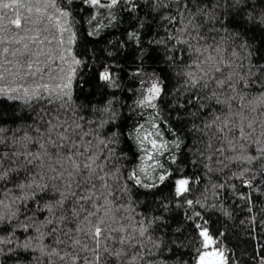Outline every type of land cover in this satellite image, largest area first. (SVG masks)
I'll use <instances>...</instances> for the list:
<instances>
[{"label":"snow or ice","instance_id":"obj_1","mask_svg":"<svg viewBox=\"0 0 264 264\" xmlns=\"http://www.w3.org/2000/svg\"><path fill=\"white\" fill-rule=\"evenodd\" d=\"M148 2L164 35L157 33L160 38L148 42L156 48H145L141 23L123 42L135 41L140 48V67L130 74L138 84L129 89L136 97L131 107L141 110V119L143 110L158 109L167 85L143 64L162 47L165 62L191 96L186 103L195 108L188 113L190 131L200 137L190 146L159 111L149 112L144 123L126 133L117 123L119 101L114 95L102 106L76 103L74 94L88 81L78 72L85 61L74 49L78 34L61 0H0V98L27 110L11 117V126L0 115V257L5 260L154 264L163 241L150 229L163 217L139 219L135 202L121 201L131 188L151 194L171 181L174 196L183 201L180 206L191 210L186 212L194 233L191 264H234V254L223 244L224 233L213 232L209 220L195 210L206 203L186 198L200 177L181 174L172 180L182 170L166 168L160 157L167 153L175 164L183 146L198 157L193 162L201 163L206 174L236 166L228 180H239L247 191H238L233 183V195L253 212L264 195V63L254 62L258 49L249 42L251 29L246 26L264 30V0ZM81 3L90 9L123 5L130 14L140 7L139 0ZM108 56L116 59L113 53ZM123 71L118 64L105 63L92 79L97 87L118 88ZM165 130L174 138L165 139ZM122 138L136 145L137 163L130 169ZM226 187L212 185L217 193ZM224 214L230 215L227 210ZM256 259L264 264V247Z\"/></svg>","mask_w":264,"mask_h":264},{"label":"trees","instance_id":"obj_2","mask_svg":"<svg viewBox=\"0 0 264 264\" xmlns=\"http://www.w3.org/2000/svg\"><path fill=\"white\" fill-rule=\"evenodd\" d=\"M61 2L72 13L70 19L73 21V30L78 34L74 49L79 58L85 61V65H81L78 72L84 80L88 81L82 89H78L74 94L76 103L85 106L92 104L102 106L107 99L114 95L119 101L115 105L120 113L117 123L123 124L124 132H131L137 122L144 123V120L148 119L149 112L159 111L161 119L168 118V123L179 133L186 144L190 146L197 143L200 133L190 131L193 120L188 118V113L195 111V108L186 103V100L191 99V96L180 87L182 81H178L165 62L162 47L156 49L152 57L146 58L143 64L146 72L155 71L165 79L167 87L165 94L158 101V109L143 110L144 119H141L140 109L132 110L131 106L136 97L129 89H136L138 84L130 74L140 67L136 59L140 55V48L135 41H129L127 44L123 42L128 39V33L138 28L141 23H143V27L140 28V35L145 48H156L155 44L149 45L148 42L159 39L157 33L160 36L164 35L161 21L158 16L153 18L154 14L148 0H139L138 11L131 14L123 5H118L114 9H90L87 5L82 4L81 0H61ZM259 7L258 5V9ZM110 13L115 16V19ZM93 14L96 15L95 20H91ZM246 27L251 29L247 32L249 42L253 45L254 50L258 49L254 54V62L264 63V30L253 28L252 25ZM92 31L97 34L89 36L88 33ZM108 53H113L116 59L113 60L108 56ZM105 63L118 64L124 68V71L119 74L120 86L118 88L97 87L96 81L92 79L93 72ZM121 105L124 106L121 107ZM177 105H183V107L177 111ZM26 111L22 110L19 102L0 98V115H3L9 122V126H11V117L24 115ZM195 122L200 123L199 120ZM164 137L171 140L174 135L165 130ZM121 147L128 152L129 163L126 164V167L130 169L137 163L135 142L129 138L125 143L122 138ZM197 160L198 157L183 146L182 152L177 153V163L175 164L171 162L167 153L160 157V162L166 168L182 170V172L175 173L172 180L181 174L193 177V179L200 177L198 183L194 182L191 185L192 193L186 198L200 199L202 203H206L207 207L195 210L201 211L202 215L209 220L210 229L213 232L224 233L223 244L234 254V264H258L256 257L260 253V248L264 247V226H261V222L264 221V211H262L264 195L255 194L260 195V199L250 214L247 207L244 206V202L236 199L233 195L231 184H236L238 191L247 190L241 187L239 180H228L232 172L236 171V166H230L222 174H206L201 163L193 162ZM122 163L124 162L122 161ZM220 183H227L228 187L217 193L213 190L212 185ZM172 187V182L168 181L151 194H145L143 189L131 188L129 194L121 202L128 205L130 200L134 201L132 207L139 214V219L163 217V221H157L150 229L151 235L157 240L163 241L161 245L163 251L154 257V264H164V262L166 264H191V256L194 252L192 240L194 233L191 231V223L186 218V212L190 214L191 210H188L186 205L180 206L183 201L174 196ZM163 204L168 207L165 209ZM225 210L230 215H225ZM252 216H255L256 219L252 220ZM241 221L245 222L241 223ZM0 264H15V261L0 257Z\"/></svg>","mask_w":264,"mask_h":264}]
</instances>
